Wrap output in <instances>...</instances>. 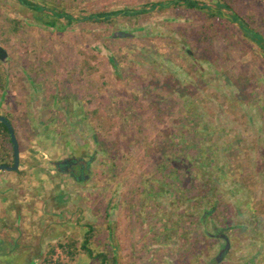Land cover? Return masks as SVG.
<instances>
[{"label":"rangeland","instance_id":"rangeland-1","mask_svg":"<svg viewBox=\"0 0 264 264\" xmlns=\"http://www.w3.org/2000/svg\"><path fill=\"white\" fill-rule=\"evenodd\" d=\"M33 1L43 9L0 0V46L7 53L6 64L0 62V115L12 120L20 165L0 172V264H98L81 249L89 227L91 248L108 264L212 262L220 240L203 254L198 234L189 237L192 228L181 224L174 231L176 185L152 189L147 198L141 185L142 175L160 178L154 167L162 174L170 169L173 148L194 150L204 133L209 147L215 145L206 203L217 206L207 229L229 240L220 264L253 257L264 264V57L258 47L243 51L221 37L224 25L173 7V0ZM155 2L170 5L107 23L84 20ZM234 5L262 20L253 30L264 47V0ZM202 28L207 39L197 43L191 31ZM157 93L156 107L150 100ZM167 133L169 141L161 142ZM158 151L167 153L165 165L154 166ZM67 157L88 162L81 180L55 170L53 162ZM158 192L166 213L148 228L145 209ZM17 229L23 231L19 245L13 244Z\"/></svg>","mask_w":264,"mask_h":264},{"label":"trees","instance_id":"trees-1","mask_svg":"<svg viewBox=\"0 0 264 264\" xmlns=\"http://www.w3.org/2000/svg\"><path fill=\"white\" fill-rule=\"evenodd\" d=\"M38 1H42V0H38ZM18 2L20 3V5L32 11L39 12L43 9V7L40 4H37L33 0H18ZM212 2L213 4L211 6L204 3H200L199 0H173L171 1V5L173 7H183L191 11H196L198 12V14H200L201 18H205V21H211L212 23L218 22L220 26L224 25L221 35L223 39H226V37L233 38L232 43H234L237 46L243 47V51H246L247 49H251L252 45L254 44L258 47L261 55H263L264 57L263 38L261 34L253 30L257 24H261L260 22L262 20H260V18L258 19L254 13L237 9V7H235L234 5V0H212ZM169 5L170 3H166V4L160 2L148 3L143 5L141 8L135 10L122 9L112 12H99L96 14H91L88 15L86 18H84V20L93 21L95 23H107L114 16H120V15L131 16V17L139 16V15L147 14L156 8L162 9L168 7ZM223 10L226 12H223ZM55 15L59 18L66 19L67 24L72 21V17L66 13L57 12ZM233 24H237L239 28L238 29L232 28L231 26ZM228 31L231 32L229 33ZM191 32H192V36L195 37L197 43L206 41L207 38L205 34L206 33L205 29L202 28V30H192ZM120 35H127V34L120 33ZM3 86H4V81L0 80V91L3 89ZM159 98L161 99L162 95L160 93H157L153 97V100H150L151 101L150 105L154 104L156 107L159 106V102H160ZM133 99L136 101L138 99L137 95H134ZM4 117L11 123L13 127L11 118L8 115H4ZM13 129L16 137L15 128L13 127ZM207 133L208 134L210 133L209 128L207 129ZM198 134L199 132H197V135ZM169 135H170L169 133L163 135L161 137V142L165 143L166 140L169 141L170 138ZM209 141H210L209 136L208 135L206 136L204 133L201 135V137H198L196 139L194 150L190 149L187 152L183 150L181 152L179 151L178 148L176 149L173 148L171 152V158L173 160V163L170 169H165L164 173L162 174L161 172L162 170H160L161 168L154 167V170L156 169V171L160 173V175L158 174V176H160V178L158 177L159 179H157L158 181L156 180V178L152 180L150 177L143 175L141 178V185L146 190V192H144V196L146 198H147V194L151 193L157 187L160 188L161 186L166 188L167 190L171 187L172 184L176 185L174 190L178 192L175 198L176 204L174 206L175 208L173 209V213H175L178 216L179 220L177 226L174 227V231L175 232L179 231V228L182 231L181 224L188 225L190 229L192 228L189 237H191V232L192 234L195 232L193 236L198 234L197 237L202 241L197 242V245L198 243L200 244L202 243V245L198 246L197 249L201 248L203 254L207 252V250L209 249V245L215 247V245H217V242L222 239L221 237L218 236L220 234L219 230L214 229L213 232H210V230L207 229V224L212 221L213 219L212 217L214 216V210L217 209V206L214 205L212 206L211 204L208 207L206 203L205 189L206 186L208 187L209 183L213 180L212 177H210L211 175L207 176L206 173L208 174V170L209 172L212 170V169H208V167L209 166L213 167L211 161L213 159V153H212L213 148L215 147V145L213 147H209L210 146V143H208ZM204 145L206 146L204 147ZM162 153L163 152L158 151L157 154L156 153L154 154V157L152 156V158L155 159L153 160L154 166L155 165L158 166L159 161L165 165L167 153H163V154ZM202 153H204L205 155L203 159L202 157H200ZM12 163H13V151H12L9 135L6 127L2 123H0V165L1 164L12 165ZM164 167L165 166H163V168ZM192 171L194 173H192ZM201 172H203L205 175L204 183L206 185L201 184V182L198 181V177L201 176L200 175ZM190 175L194 176V178L192 179ZM173 187L174 186L172 185V188ZM159 193L160 192L154 194V200H156V197L157 198L159 197ZM148 199L152 200L151 197L150 198L148 197ZM157 200L154 201L153 204H147V209H145L148 228H151V226H156L157 222L162 223L160 222V218H158V215L159 213L163 214L165 212L164 210L165 207L164 204H160ZM214 204H216V199ZM163 229L164 230H161V234H162L161 236H163L165 230H167L166 223L163 225ZM93 232H94L93 228L89 227L86 232V236L84 237L83 245H81L83 254L87 255V257L90 259L98 260V264H108L106 255L102 253H95V251L90 246L89 241L91 239V235ZM157 234L158 232H156V234L153 237L156 238ZM197 237L196 239L198 241ZM179 238L184 239L183 234L179 236ZM207 238H210V240H214V242H211V244H209V242L206 241ZM191 244H193V242L190 243L188 246L187 244L184 246H186L187 249H190ZM228 244L229 243H227L225 248H223L224 252L217 253L215 260L212 259V262H208L209 260L208 261L204 260V264H220V262H222L224 258H226L225 257V255L227 254L226 251L227 249H229ZM204 246H206V248ZM53 249L54 250H52V252L54 253L55 248ZM194 251H196V249ZM70 255L73 254L70 253ZM112 261H114V258H112L111 262ZM183 263L184 262H180V264Z\"/></svg>","mask_w":264,"mask_h":264},{"label":"flooded vegetation","instance_id":"flooded-vegetation-1","mask_svg":"<svg viewBox=\"0 0 264 264\" xmlns=\"http://www.w3.org/2000/svg\"><path fill=\"white\" fill-rule=\"evenodd\" d=\"M53 163L55 165V170L57 171V173L59 175H69L73 179H80L81 180L82 177L84 175H86V172L88 171V162L85 161L83 159V157L82 158L81 157H78V158L67 157V158H64L63 160H59V161H56V162H53ZM20 226H21V224H20ZM43 228H46V226L45 227L43 226ZM56 228L57 227L54 226L52 228V231H55ZM22 232L23 231H21L20 229L16 230V236L17 237L14 239L13 244L19 245L17 238L19 239V237H20L19 235H21ZM55 233H56V231H55ZM225 239H221L220 240V243H221V245H220L221 248L219 249L220 253L224 252L223 248H225L226 244L229 243L227 238H225ZM21 247L23 248L24 254L26 255V251H28V249L25 246H21ZM17 253L18 252H16V254ZM25 255L22 257V261L25 259ZM255 260L256 259L253 257V258H251L249 260H246L243 264H255V262H256ZM25 264H34V263L26 262ZM55 264H59L57 262V260L55 261Z\"/></svg>","mask_w":264,"mask_h":264},{"label":"water","instance_id":"water-1","mask_svg":"<svg viewBox=\"0 0 264 264\" xmlns=\"http://www.w3.org/2000/svg\"><path fill=\"white\" fill-rule=\"evenodd\" d=\"M0 62L2 64H6V62H7V53L1 46H0ZM3 96H4V92L2 93L1 98ZM0 123H2L7 129L9 139L11 142V146H12V151H13V163H12V165L1 164L0 165V172H15L20 168L18 142L16 140V137L14 134V129H13L11 123L4 116L0 115Z\"/></svg>","mask_w":264,"mask_h":264}]
</instances>
